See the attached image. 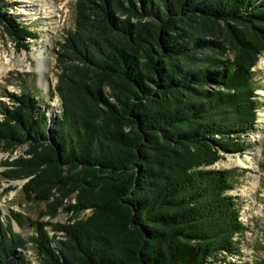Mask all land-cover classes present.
Wrapping results in <instances>:
<instances>
[{
	"label": "trees",
	"instance_id": "obj_1",
	"mask_svg": "<svg viewBox=\"0 0 264 264\" xmlns=\"http://www.w3.org/2000/svg\"><path fill=\"white\" fill-rule=\"evenodd\" d=\"M0 0L18 50L40 39ZM233 55V60L227 55ZM264 54V0H77L55 49L54 118L29 91L0 103L8 182L66 224L0 215V264H227L248 227L224 154L244 153L261 106L253 69ZM53 111V110H52ZM74 199L65 205L68 200ZM87 211L91 214L82 218ZM50 227L51 236L46 229ZM63 238V239H60Z\"/></svg>",
	"mask_w": 264,
	"mask_h": 264
},
{
	"label": "rangeland",
	"instance_id": "obj_2",
	"mask_svg": "<svg viewBox=\"0 0 264 264\" xmlns=\"http://www.w3.org/2000/svg\"><path fill=\"white\" fill-rule=\"evenodd\" d=\"M4 3L6 11L21 17V21L36 31L40 39L28 42V50H18L0 27V103L11 107L8 93L20 96L29 91L39 99L41 112L50 106L49 112L59 115L61 101L57 95L54 98L51 96L59 74L55 49L75 27L77 0H4ZM40 50L44 51L43 61L47 67L44 77L36 72L33 58ZM226 58L231 61L233 55L228 54ZM253 74L260 87L257 95L261 106L255 132L248 133L242 139L248 148L242 154H224L218 163L210 167L231 173L235 188L228 194L236 198L241 220L248 227L247 232L237 238L241 242L240 256L222 255L225 257L223 263L227 264H264V54L253 69ZM26 149V146L18 147L13 154L0 149V215L6 221L12 219L13 213L25 218L23 227L15 220L13 225L16 232L28 238L33 235L36 222L66 224L71 215L62 208L57 218H43L47 205L28 201L23 192V186L29 179L8 182L4 178L3 163L24 155ZM74 201L72 198L65 205ZM90 214L87 211L81 217L86 218ZM46 229L51 236L54 234L50 227ZM24 253L29 264H38L39 257L32 244H28V250Z\"/></svg>",
	"mask_w": 264,
	"mask_h": 264
},
{
	"label": "bare ground",
	"instance_id": "obj_3",
	"mask_svg": "<svg viewBox=\"0 0 264 264\" xmlns=\"http://www.w3.org/2000/svg\"><path fill=\"white\" fill-rule=\"evenodd\" d=\"M33 58L36 62V72L38 73V75H41V77H44L46 71H47V67L45 65L44 60V51L40 50L39 53L37 55H33ZM51 116L54 117V113H51Z\"/></svg>",
	"mask_w": 264,
	"mask_h": 264
}]
</instances>
